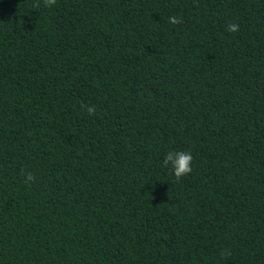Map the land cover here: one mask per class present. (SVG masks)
<instances>
[{
  "label": "trees",
  "instance_id": "16d2710c",
  "mask_svg": "<svg viewBox=\"0 0 264 264\" xmlns=\"http://www.w3.org/2000/svg\"><path fill=\"white\" fill-rule=\"evenodd\" d=\"M33 3L0 0V264H264V0Z\"/></svg>",
  "mask_w": 264,
  "mask_h": 264
},
{
  "label": "clouds",
  "instance_id": "9594fccd",
  "mask_svg": "<svg viewBox=\"0 0 264 264\" xmlns=\"http://www.w3.org/2000/svg\"><path fill=\"white\" fill-rule=\"evenodd\" d=\"M56 4V0H43V6L45 8H51ZM33 9H39L41 7L40 0H34V3L31 6ZM168 22L171 24H180L182 20L176 16L168 17ZM227 31L236 32L239 30V24L229 23L227 25ZM86 110L88 115H94L96 113L95 105H82ZM192 161L193 155L191 151H169L165 154L163 159V167L171 168L172 173L174 174L177 181L181 180L182 177L188 176L192 171ZM21 173L24 175V183L31 186L35 182V176L32 172L24 173V170L21 169ZM231 255L230 250L225 249L221 252L222 257H228Z\"/></svg>",
  "mask_w": 264,
  "mask_h": 264
}]
</instances>
